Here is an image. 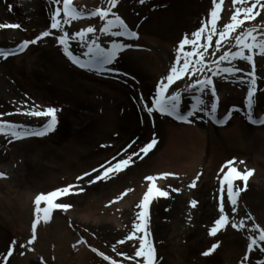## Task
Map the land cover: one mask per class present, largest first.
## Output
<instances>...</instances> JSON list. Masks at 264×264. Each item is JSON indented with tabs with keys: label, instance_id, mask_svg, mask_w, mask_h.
Returning a JSON list of instances; mask_svg holds the SVG:
<instances>
[{
	"label": "rangeland",
	"instance_id": "rangeland-1",
	"mask_svg": "<svg viewBox=\"0 0 264 264\" xmlns=\"http://www.w3.org/2000/svg\"><path fill=\"white\" fill-rule=\"evenodd\" d=\"M254 2L255 0H245L244 4H234L233 0H224L221 6L222 11L220 13L218 29H222L224 25L231 22V17L235 14L237 8L243 10V8L251 6V3ZM177 3L182 8H185V13H190L193 9L195 12L187 16V22L181 23L177 31L169 36L171 38L167 37V31L165 32V38H161L158 33L165 26L161 24L157 28L153 23L154 19L157 18L156 15L160 13L154 9L153 0H144L143 4L139 0H120L118 14L129 18L131 24L133 22L140 24L138 29L140 33L142 32V27L146 29L147 35H143L145 37L139 43H142V45L151 50V52L138 51L139 53H128L126 54L127 59L138 60V56L142 55L151 60L155 56L170 60V49L177 47L185 34H188L191 38V33L201 27L212 7V0H174L172 6L177 8ZM80 5L83 12L90 14L95 9L101 7L106 8L107 0H82ZM9 6H11V9ZM55 7L56 5L53 0H0V23H19L22 26L21 29L0 30V48H14L21 41L34 39L41 31L47 30L50 27V17ZM163 10H160L163 13V17L172 19L175 16V13L172 12L173 9L171 12L166 10L168 12L165 13V10ZM240 18L242 19L243 16ZM136 19H141L142 21H134ZM98 20V17H94L91 19L86 18L83 21H74L72 25H66L65 30L71 36L74 32L82 28L95 26L99 33V29L103 25H98ZM188 22L192 23L190 26L193 27H188ZM248 28L264 31V12L255 20L246 21L242 30L246 31ZM153 30H155L156 34H150V31L153 32ZM55 34L60 35L62 33L55 32ZM255 34L259 37L260 32H256ZM216 39H218V36L214 37V42ZM204 42L206 43V40ZM188 48L191 47L189 46ZM229 48L230 45L227 47L222 46V51L216 53V57L219 58V55L223 54V51H227ZM72 49L75 54L83 57L85 49L78 43L73 42ZM232 50L236 51L238 49L232 48ZM207 57L212 58V51L209 52ZM255 60L257 63V76L260 80H264V57L257 55ZM234 63L239 65L241 69L248 68L251 70V65L247 64V62L238 60ZM169 64L170 62L167 63V65ZM117 66L136 78L134 82L129 81L128 85H123L127 92L123 98L119 96L113 97L111 95L112 89L106 87V82H115L113 79L109 80V73L98 74L80 69L78 66L72 64L64 56L61 47L57 44L54 37L44 38L38 44L30 45L20 55L7 59L0 57V98L11 103V113H15L18 118H22H19V121L15 118L8 119L4 117V119L25 124L32 128L42 127L46 123L45 118H32L20 114L36 105L40 106L41 109H46L47 107L56 108L58 117V125L54 132L44 137H30L29 139L34 138L36 140L26 142V144L19 145L18 147L14 145L18 141L9 142L10 137H5L0 134V173L5 174L3 177H0V196L5 195V193L9 197L13 193L15 195H23V193H27V190L44 191L46 188H43V184L48 179V176H58L59 178L63 176L62 178L67 179L71 175L70 180L73 182L70 184H77L76 178L82 175L84 170L88 169V171H91L93 168H99L101 164L107 165L108 161H112L115 164L120 159H126L129 155L139 152L152 139L154 133L157 132L158 135L160 134L158 129L155 128L157 125V119L155 120V117H149L147 115L141 117L138 114L140 107L138 102L140 101L141 94L144 97L143 81L148 79L154 85L156 83V75L146 78L142 70H136L134 67L130 68V66L120 63ZM69 79H72L80 85V91L83 93L82 95L85 99L83 98L77 101L74 100L77 99V96H68L66 93H59L57 91L55 86L56 80L61 82L62 80ZM232 79L235 78H229L228 80L229 83L234 85L230 89L240 95L246 96V86L239 83L234 84L231 82ZM185 86L186 83H182L174 88V90L179 91L184 89ZM113 94L116 95L115 93ZM153 94V90H151L150 97H144L145 100H151ZM208 99L210 101L211 98L209 97ZM190 100H192V95L188 94L184 102L182 101L183 110L187 107ZM242 101L243 99L240 97L230 98L227 103H221L220 110H231L233 106L241 107ZM259 112H264V89L258 93V100L253 115L257 118ZM233 113L231 122L226 123L224 127L214 125L212 121H209L201 114L198 115L202 116L203 119H197L193 122L208 134V142L204 145L205 150L203 151L202 157L206 162V159L211 156L213 160L211 165H209L210 172H214L216 178L214 177L212 179L210 177L211 180L209 178V181H206L208 183L206 185L207 187L204 188V193L207 195V199L210 197L213 201L217 198L221 186H215L219 180L217 173L219 172L221 178L223 177L221 168L226 162L235 158L236 163L234 166L244 171L245 168L252 165L254 151L258 150L260 152L262 150L260 143H264V125L258 128L250 126V128L243 129V131L248 133L247 135L250 139H247L244 144L239 143L244 148L241 149L243 152L233 149L229 143L225 142V135L234 129V127H237L238 120L241 123H245L243 118L246 117V114H242L241 110ZM127 115L128 119L125 117ZM37 120L39 122H36ZM162 122L165 127V132L164 134L162 132L163 138L158 136L161 140L164 139V136L166 139L168 131L166 127L177 129L176 127L178 126H187L186 124H181L179 121H172L171 119H163ZM135 138H139V143H133ZM130 144L132 147L128 148ZM213 146H216L215 150L212 149ZM125 149H127V152L124 151ZM157 149L156 152L154 150L151 152L152 155H150L149 159H147L148 156L143 160L134 157L135 163L114 179L95 184L91 187H88L87 181H84L82 184L86 188L85 192L62 199L63 203L74 205V210L72 209V214L63 211L60 212V223L71 234L70 241L65 244V248L59 255L61 258L60 264H108L97 253L93 252L92 248H96L104 252L105 255L122 261L123 264H134L133 261L126 260L123 256H118L113 251V245H115L118 252H124L129 256H133L136 248L139 246L138 240L126 242L125 244L118 243V241L125 239L132 231L133 225L137 220L136 218L132 220L131 214L129 212L126 213L124 211L125 208L120 206L124 201H127L126 204L129 203L131 210L137 208L133 197H130L132 192L110 207L104 205L102 207L103 210H100L113 219V227L115 231L117 230L116 232L110 231L112 234L109 237L101 236V233L95 227V222H89L85 225L77 221L75 216L76 218L79 216L84 205L91 203L92 200L99 197L94 192V189H97V187L110 186L109 184L111 183V185H115L117 189L114 195L111 196V199L115 200L125 190L136 188L142 182L145 185V177H147L145 175L148 174L149 176V170L152 168L151 163L155 160L154 157L157 156L161 145ZM246 149L248 152L244 153ZM68 153L72 155L69 157L68 163L64 161L66 166L63 168L59 167L57 170H54V173L49 174L47 171L48 167H56L59 159ZM233 155L245 158L240 160ZM113 157L117 159L113 160ZM226 158L230 159L223 162L217 171L216 168L219 163ZM240 161H244L245 163L240 164ZM35 163L36 165H34ZM199 168L200 170H198L197 174L202 175L204 169L201 166ZM35 170L40 171V177L34 173ZM74 174L77 176L74 177ZM163 180L164 184L171 187L172 190H179L175 192L178 198L181 199V205L184 210H180L174 215L164 213L159 215L158 218L153 215V223L151 224L153 235H150L149 239L154 243L156 248L157 264H242L243 258L247 254L248 229L254 227L257 223L261 227H264V196L252 201L248 193L240 199L238 212H233L232 208L230 209L226 205L225 211L229 214L230 219L237 223L241 219H244L247 228L238 231L229 224L226 230L219 232L216 237H213L209 235V229L213 226L215 219L218 218L219 210L215 212V216L211 220L208 219L204 222L200 220L198 215L200 213L199 208L202 199L196 194L197 188L190 187L194 179L187 178V180L178 181L176 178L169 179L168 177L166 179L163 178ZM172 180L176 181L171 182ZM60 182L65 183L63 181ZM136 182H138L137 185ZM263 185L264 171L261 174H257V178L250 185L249 189L258 193ZM66 186L68 184L62 185L61 187ZM6 188H11V190L6 191ZM226 188L227 185H225ZM111 189L109 188L110 191ZM74 191H79V189L77 188ZM30 200L31 197L29 202ZM193 200L198 202L195 208L191 206V201ZM166 202L160 201V211ZM253 203L256 204V207L253 206ZM104 210L108 211V213ZM138 211L139 209L137 208L136 213ZM156 211L154 210L153 213H157ZM9 213L10 209L6 207V202L0 198V216L2 214L8 215ZM249 213L251 217L255 218L254 220L249 218ZM67 216H72L73 218H68ZM9 225L10 223H6L3 219H0V230L6 234V241L11 243L9 246H12L13 241L17 242L14 254L9 258V264H57L55 261L57 259L56 254L54 253L56 245L52 243L49 247L44 246L43 249L44 242L41 241L40 236L39 238L37 236L34 244L28 245L27 247H20V245H27L28 240L24 235L11 229ZM155 225L161 227L162 231L160 234L158 233V229L154 230ZM110 232L105 231V234H109ZM80 237L87 241V244L91 248V250L86 249L83 255L81 254V245L76 244V240ZM236 238L240 239V246L231 248L226 245L227 242ZM214 243H219L220 247L211 255L204 256L203 252L211 248ZM89 253L91 255H88ZM3 256L4 254L0 253V257ZM243 264H264V254L259 251L251 253L249 254V259L243 261Z\"/></svg>",
	"mask_w": 264,
	"mask_h": 264
},
{
	"label": "snow or ice",
	"instance_id": "snow-or-ice-1",
	"mask_svg": "<svg viewBox=\"0 0 264 264\" xmlns=\"http://www.w3.org/2000/svg\"><path fill=\"white\" fill-rule=\"evenodd\" d=\"M56 7L50 17V27L47 30L41 31L34 39H25L22 43L11 49L0 48V57L7 59L23 53L30 45H36L44 38L54 37L57 44L61 47L63 54L67 59L80 69L95 72L98 74L104 73H119L118 69H114L112 65L117 61L119 56L126 50L138 48V45H133L126 41L138 39V32L133 31L125 20L118 14V5L120 0H107V7H101L86 14L75 6L74 0H53ZM141 4L144 0H139ZM62 3V7H61ZM224 0H212V7L207 15L205 22L202 23L195 32L191 33V38L185 34L184 38L179 42L178 55L175 64L170 68L166 77L162 78L155 86V92L150 101L145 100L141 95L142 108L146 110L149 117H154L159 114L162 117H169L175 121L185 124H192L197 119H203L199 113H204L214 123L224 125L232 117L233 112L240 111V108L233 106L228 110L223 118L217 117V113L221 106V97L218 95L217 90V77L225 81L232 79V83H239L246 86V98L244 105L246 108V118L249 123L253 125H264V117L256 118L253 115L254 107L258 100V93L260 92L257 76V63L255 57L259 55L264 57V31L255 28H248L243 31L245 22L255 20L264 12V0H255L251 6L236 9V12L231 17L230 23L218 29V22L220 20V13ZM234 4H244L245 0H233ZM11 9V6H9ZM259 9V10H257ZM243 16L241 19L240 17ZM98 17L103 21V26L97 32L95 26H88L79 31L74 32L71 36L65 30L66 25H72L74 21L83 19H91ZM19 23H0V30L3 29H21ZM55 30V31H53ZM55 32L62 34L56 35ZM260 32L259 37L255 34ZM91 36V38H89ZM105 36L109 38V42L105 45L100 41V37ZM218 39L214 42V37ZM123 38V39H120ZM206 40V43L204 42ZM235 41L232 44V41ZM76 42L85 49L83 57L75 54L72 49V43ZM232 44L227 51L216 58V53L222 51V46L227 47ZM190 46L191 51L186 48ZM232 48L238 50L233 51ZM212 51V63L206 61L209 52ZM244 61L251 65V71L242 73L243 70L236 66L235 61ZM225 64L229 66H224ZM205 71L210 73V76L204 75ZM123 75H127L124 73ZM193 80L190 85L185 86L184 89L179 91L174 90L173 86L177 82ZM170 90H173L170 93ZM192 93V103L189 110L182 109V101L186 94ZM211 98L210 101L208 98ZM15 113H0V134L5 137H10L9 142L19 141L30 137H44L49 133L56 130L58 125L57 109L54 107H47L41 109L40 106H33L25 111L22 115L32 118H45L46 123L39 128H32L25 124L8 122L4 117L14 115ZM135 143V141H133ZM159 143L155 134L152 139L146 143L139 152L129 155L126 159H120L115 164L108 161V164H101L99 168H93L91 171H85L82 175L78 176L77 184H70L66 187L58 188L54 191L47 193H40L35 196V219L31 224V238L28 240L27 245H20V247H27L35 243L37 239L38 226L42 223H50L54 213L57 211L67 212L74 207L71 204L58 202L64 197L79 195L86 191L82 182L87 181V186L91 187L101 182H108L120 173L126 171L134 163V157L143 160L149 153H151ZM132 145H128L131 148ZM127 152V149L124 150ZM113 157V160H116ZM235 158L226 162L221 168V173L225 172L220 186V199H219V216L215 219L213 226L209 229V235L216 237L217 234L226 230L229 224L236 230H244L247 224L244 219L238 223L230 219L229 214L225 211L226 198L230 201L233 212L239 211L240 197L248 190L249 179L254 175V169L245 168L244 171L235 167ZM240 161V164H244ZM5 174L0 173V177ZM175 173L164 172L158 175H149L145 177L148 183L147 190L144 192L142 200L137 204L139 209L137 213V220L133 225L132 231L126 236L125 239L118 241L119 244H125L130 241H139V246L136 248L133 256L127 253L118 252L115 245L113 251L118 256H123L126 260L133 261L134 264H157V253L154 243L149 239V224L151 219V206L152 204L161 199L168 198L170 193L167 190L158 186L157 180L160 178H168L175 176ZM200 175L191 182L190 187H196ZM242 181L243 187L239 190L236 189V182ZM225 185H227V197H225ZM79 191H74L75 189ZM134 189H127L122 192L115 200L109 202V207L119 200H122ZM173 191H179L173 189ZM197 201H191V206L195 208ZM43 205V206H42ZM249 218L251 217L249 213ZM258 233V234H257ZM248 243L247 254H245L243 261L249 259V254L259 251L264 254V227L258 223L254 227L248 229ZM87 243V241H81ZM17 242L13 241L12 246L8 249L7 255L4 257L5 264H9V258L13 256L16 249ZM75 247V245H74ZM220 247L219 243H214L211 248L203 252L204 256L211 255L217 248ZM92 251L97 253L108 264H123L122 261L114 259L111 256L105 255L104 252L96 248ZM23 255V253H21ZM43 260V258H41ZM242 261V264H243Z\"/></svg>",
	"mask_w": 264,
	"mask_h": 264
},
{
	"label": "bare ground",
	"instance_id": "bare-ground-1",
	"mask_svg": "<svg viewBox=\"0 0 264 264\" xmlns=\"http://www.w3.org/2000/svg\"><path fill=\"white\" fill-rule=\"evenodd\" d=\"M173 4H174V0H153L154 9L156 10V12H160L156 15L157 18L154 19L153 23H154L155 27H157V28L161 24L165 26V28L162 27V31H159L160 33H158V35L161 38H165V32L166 31H167V37L171 38L169 36L174 34L177 31V28L180 26V24L187 22V20H186L188 18L187 16L192 15V12H195L193 9V11H190V13L189 12L185 13V11H184L185 8H182L181 6H179L178 3H177V8H175L172 6ZM172 9H173V11H172ZM160 10H163L164 13L168 12L166 10H169L170 12L172 11L173 13H175V16L172 19H170L169 17L166 18L165 16L163 17L162 16L163 13ZM134 21H137V22L140 21L141 22L142 20L136 19ZM189 21H190V19H189ZM129 22H130V19H129ZM133 24H134V22H133ZM190 24H192V23L188 22L187 26L193 27V26H190ZM141 33H142V35H141L139 40H141L142 38L144 39L145 36H143V35H147L146 29L144 27H142ZM150 34H156L155 30H153V32L150 31ZM151 42H153V41H151ZM132 52H134V51L128 50L125 53L123 52L119 56V60L121 61V64L128 65V66H130V68L134 67V68H136V70L137 69H139L140 71L142 70L144 72L143 73L144 77H146V78L148 76H155V75H157L156 76V78H157L161 73H164L165 68H166L165 67V64H166L165 58L162 59L160 57L158 58L155 56V58L153 60H151V59L145 58V56L140 55V56H138V60L129 59V58L127 59L126 54L132 53ZM136 53H139V52H136ZM56 81L57 82H55V86H56V89L59 93L60 92L66 93L68 96L75 95V96H77V99H74V100H77V101L79 99L84 98V96L82 95L83 93L80 91V85L77 82L73 81L72 79L62 80L61 82L58 80H56ZM93 87H95V85H93ZM106 87H109L112 89L111 95L113 97L119 96L120 98H123V96H125L127 93L125 91V88L117 82H106ZM143 90L145 91L147 96L150 94V92L152 90V84L150 83V81H148V79L143 81ZM105 91H107V90H105ZM113 93H115L116 95H114ZM188 94H186V95H188ZM186 95L184 98H187ZM231 95L236 96L237 94L231 93ZM221 97H222V101H224V102H227L229 100V94L226 92L222 93ZM184 98H183V100H184ZM0 100H1V102H0V113H11L10 112V109L12 108L11 103H8L6 100H2V98H0ZM138 114L141 117L145 116L144 111L142 110L141 106H140ZM223 115H224V113H223ZM5 117L8 119L15 118L17 121H19V118L22 119L21 117H19V118L16 117L15 114L11 115V116L6 115ZM125 117L128 119V115ZM7 121L8 122H15V121H10V120H7ZM36 122H39V121L37 120ZM228 122L230 123L231 121L229 120ZM238 122H239L238 123L239 126L237 124V127H234V129H232L230 132H228L225 135L226 137H225L224 141L229 143L233 147V149L242 151L241 150L243 148L242 144H244L245 141L247 139H249V136L247 135L248 133L243 131V129L250 128V125H247V123H241L239 120H238ZM162 123L163 122L161 121V119L158 118V122H157V125L155 126V128L158 129L160 134L158 135L157 132L154 134H155L156 138L160 141L157 144V146L155 147L154 152H156L158 150L157 148L160 145H161V149L157 153V156L154 157L155 160L151 163L152 168L149 170L150 171L149 175H158V174H161L164 172H170V173H175L176 175L175 176H169V179L170 178H176V179H178V181H184V180H187V178L188 179L196 178V176L198 175L197 174L198 170H200L199 166H201L202 169H204V171H203L202 175L200 176V179L197 181V184H196V188H197L196 194H198L200 196V198L202 199V201L200 203V208H199L200 213H199L198 217L200 218V220H202V222H204L208 219L211 220L212 217L215 216V212L217 209L216 208V200L213 201V199H211L210 197H209V199H207V195L204 193V191H205L204 188L207 187L206 185L208 182H206V181H209L210 177L212 179H214L216 174L214 172H210V166L209 165H211V162L213 160L211 158V156H209L208 159H206V162L203 160L204 158L202 157L203 151L205 150L204 145H205V143L208 142V134L204 130H202V128L199 127L198 125L194 126V125L190 124V125L184 126V127L178 126V127H176L177 129L172 128V127H166V129L168 130L167 134H166V139L164 136V139L161 140L158 136L162 137V132H163V134L165 132V127ZM59 126H60V123H59ZM263 128H264V126H263ZM153 135H152V137H153ZM242 138H244V139H242ZM138 139L135 138L136 143L138 142ZM35 140L36 139H34V138L26 139V140L18 141L14 145L16 147H18L19 145L26 144V142L35 141ZM239 143H242V144L240 145ZM215 147L216 146H213L212 149L215 150ZM260 147H262V150L260 152L258 150L254 151V157L252 159V161H253L252 165L247 167L248 169H254L255 170L254 175L251 177V183H254L255 179L257 178V174H261L264 171V143H260ZM246 152H248L247 149L245 150L244 153H246ZM71 155H72L71 153L63 155L62 158L59 159V162L56 163V167H53V166L48 167V170H47L48 173L49 174L54 173V170H57L59 167H62V168L65 167L66 163H68L67 161L69 160V157ZM150 155H152V153L148 154L147 159L150 158ZM233 156L239 158L240 160L245 158L242 156L238 157L237 155H233ZM230 158H226L222 162H220L218 167L216 168V170L218 171L220 165ZM34 165H36V163ZM96 165H94V166L96 167ZM85 171H88V169L84 170V172ZM39 172L36 170L34 171V173L38 177H40ZM65 174H67V173H65ZM67 175H69V174H67ZM76 176L77 175L74 174V177H76ZM145 176H148V174ZM62 177L59 178L58 176L57 177L56 176H48V179H46L44 184H43V188H46V189H44V191H40V192H44V193L51 192V191H54L55 188H58V187H61L62 185H65V184L67 185V184H70L73 182V181L71 182V180H70L71 175H69L67 177V179L66 178L64 179ZM211 178H210V180H211ZM60 181H63L65 183H61ZM175 181L176 180H172L171 182H175ZM212 182H213V180H212ZM111 184H109L111 187L107 185V186H103V187H99V188L97 187V189H94V192H96V196L99 195V197L97 199L92 200L91 203L84 205L80 211L79 216L77 218L75 216V219L77 221H79L80 223L85 224V225L89 222L90 223L95 222L94 223L95 227H97V229H98V230L97 229L96 230L99 233H101L102 237H109V235H111L112 232L115 231V228L113 227V224H112L113 219L110 218L109 216H107L106 213L100 211V210H103L102 207H104V205L105 206L109 205V202L112 201L111 196L114 195V192L117 189V187L115 185H111ZM137 184H138V182H136V185ZM157 184L162 189L167 190L171 195L166 200H162V201H167L166 204H164L165 208L162 207L163 209H161V211L163 213L159 209V207L161 205V204H159L160 199H159V201L157 200L158 201L157 203H156V201L154 202L152 209L154 210V208H156L155 210H157L156 211L157 213H155V214L153 213V215L157 216V218H158L159 215L164 214V213H169L168 215H174L176 212H179L180 210L183 211L184 209H183V206L181 205V202H182L181 199L178 198V195H176L177 193L175 191H173L171 187H168L166 184H164L163 178L158 179ZM142 185H144V182L138 184L136 188H133L134 192H132L130 194V197H133V201L135 203L138 200V198L140 197V194L142 192V188L143 187L146 188L148 186V183H146L144 186H142ZM215 186H218V184L216 183ZM262 187L260 188L258 193L252 191V189L251 190L248 189L246 192H244L242 194L241 198L245 197L248 193H249V198H251L250 200H252V201H255L256 198H258V197H263L264 196V185ZM109 188H112L111 191L109 190ZM9 190H11V188H6V191H9ZM36 193H38V191L27 190V193L26 194L23 193V195L22 194H20V195L16 194L15 195L13 193V195H10V197H9L5 193L6 196L5 195L0 196V198H2L6 202V207L8 209H10V213L8 215L2 214L0 216V219H3L6 223H10V225H9L10 228L13 230H16L19 234L24 235V237L26 239L31 238V224L35 219V206L30 204L29 199H30V197L34 196ZM225 195L227 197V193H225ZM184 196H185V194H184ZM191 196H193V195H191ZM228 202H230V201H228L226 198L225 206L228 205ZM126 203H127V201H124L123 204H125V206H123V204L120 206L125 208L124 211L126 213L129 212L131 214V219L133 220L136 218V211L134 209L131 210L129 207V203L128 204H126ZM229 206H231V205H229ZM253 206L256 207V204L253 203ZM72 209L74 210V208H72ZM72 209L68 211L69 214H72V212H73ZM104 211H106V210H104ZM132 211H133V213H132ZM106 212L108 213V211H106ZM60 214L61 213H58V212L54 213L53 216H55V217L52 218L51 222L47 223V224L42 223L41 225L38 226V230H37L38 238L40 236L41 241L44 242L43 243V249H44V246L49 247V245L52 243L54 245H56L54 253L56 254L57 259H55V261L57 264H60L61 258L59 257V255L61 254L62 250L65 248V244L68 243L71 239V234L66 230V228L62 225V223H60V220H61ZM68 218H73V217L71 216ZM152 223H153V221H152ZM90 225H92V224H90ZM112 229H114V230H112ZM157 229H158V233L160 234L162 231L161 227L160 226L158 227L157 225H155L154 230H157ZM105 231L106 232L112 231V232H110L109 234H105ZM9 245H11V243L6 241V234L0 230V253H3L4 256H5V254H7L8 249L11 247ZM226 245H228L231 248L238 247V246H240V239L239 238L233 239L232 241L227 242ZM85 251H86L85 247L84 248L82 247L81 254L83 255L85 253ZM88 255H91V254L89 253ZM3 257H0V263L4 261ZM1 264H5V263H1Z\"/></svg>",
	"mask_w": 264,
	"mask_h": 264
}]
</instances>
